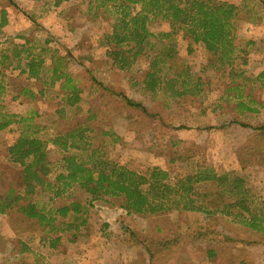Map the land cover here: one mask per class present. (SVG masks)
Here are the masks:
<instances>
[{
    "label": "rangeland",
    "instance_id": "374dc122",
    "mask_svg": "<svg viewBox=\"0 0 264 264\" xmlns=\"http://www.w3.org/2000/svg\"><path fill=\"white\" fill-rule=\"evenodd\" d=\"M221 1L234 2L238 6L235 42L239 50L248 49L247 62L243 63V52L239 51L240 57L234 61L236 71L230 75L231 66H223L217 60V54L207 50L204 43H195L186 31L176 29L173 34L179 54L176 62L183 61L204 84L195 97L172 98L162 92L152 95L140 83L147 69L145 59H139L129 70L114 67L102 44L103 35L109 28L107 17L88 14L87 0H70L59 6L54 0H0V18L4 10L8 20L3 36L17 38L20 42L28 38L38 45L50 39L49 46L66 56L68 71L85 89L80 104L65 107L63 112H58L63 105L57 95V86L48 89L46 96L35 103L13 101L8 95L5 97L8 109L24 114L37 108L41 116L36 120L43 126L40 135L45 138L64 132L94 114L90 124L97 133H110L99 137V141L104 139L110 156L143 172L168 162L172 137L187 140L183 144L186 150L193 145L199 146L200 160L211 163L218 171L234 170L245 175L252 191L264 198V128L260 127L264 124V0ZM148 27L154 34L172 31L169 22L162 19H151ZM249 40L253 43L247 45ZM260 59L259 65L257 60ZM47 63L51 64L50 57ZM22 77L26 79L27 75ZM235 82L242 86L240 98L231 89ZM43 87L40 82L36 84V89ZM110 90L141 103L147 112L128 106L122 96L112 95ZM247 95L253 96L259 112L240 111L237 107ZM17 135L16 125L0 132V167L9 171V178L14 171L10 170L12 164L6 160L5 153L7 145ZM49 152L55 164L58 148L50 143ZM35 199L42 204L48 195L40 193ZM87 199L85 193L73 197L83 205L88 204ZM121 203V198H109L108 202L95 200L93 205L99 208L88 207L86 214L95 225L110 219L122 227L116 228L117 236L108 240L110 261L120 252L122 261L119 264H128L129 256L135 257L132 260L135 264H179V254L185 250L194 259L191 264H264L263 233L224 214L171 211L148 219L127 215ZM16 219L24 232L8 233V228H2L3 221L0 222V264H49L53 251L39 238L50 241L49 236L59 234L67 238L73 233L72 229L61 225L60 233L49 231L46 234L48 228H45L43 234V227L37 220ZM204 222L213 224L212 227L226 238L224 244L218 246L217 259L211 263L207 258L204 260V244L191 239L197 226ZM187 225L192 227L191 237ZM130 228L136 229V234L132 235L128 231ZM120 230L125 232L123 236L118 233ZM110 231L114 233V227ZM32 232L37 233L36 237L35 234L30 237ZM20 237L29 242L23 255L17 253L23 248L18 243ZM141 239L145 240L142 242ZM10 240L16 242V246L12 244V251L6 252L3 245ZM175 240H179L178 244ZM146 247L151 251L148 252Z\"/></svg>",
    "mask_w": 264,
    "mask_h": 264
},
{
    "label": "trees",
    "instance_id": "16d2710c",
    "mask_svg": "<svg viewBox=\"0 0 264 264\" xmlns=\"http://www.w3.org/2000/svg\"><path fill=\"white\" fill-rule=\"evenodd\" d=\"M70 0H54L56 6ZM88 14L107 17L109 28L103 35L102 44L118 70H129L139 59H145L147 69L141 84L152 95L167 93L172 98L195 97L203 89L201 77H195L190 67L176 62L177 42L174 30H184L195 43L202 42L206 49L217 54V60L231 66L243 52L242 61L247 62L248 49H238L236 44L238 6L221 0H87ZM151 19H162L171 25L172 31L154 34L148 25ZM7 12L0 18V132L16 125L18 135L6 148V160L14 171L0 167V215L11 214L16 228L23 230L16 217L37 220L47 232L60 233V226L68 218L73 221L87 219L93 201L108 202L109 198H121V207L127 215L151 218L166 213L189 211L207 215L224 214L246 227L264 235V198L254 193L245 175L234 170L218 171L211 163L198 158L199 146L187 150V140L171 138V156L165 165H156L146 171H138L113 159L105 145L108 131L97 133L90 124L95 115L71 125L64 132L50 138L40 135V117L33 107L24 114L10 111L5 97L13 101L35 103L46 96L47 90L58 87L57 95L65 107H77L83 99L84 88L68 71L66 56L59 54L46 39L38 45L28 38L24 42L3 36ZM22 37V36H20ZM151 38L155 39L154 41ZM249 42V43H248ZM253 43L247 41L246 44ZM245 44V45H246ZM51 58V64L47 58ZM262 63V59L257 60ZM26 74L27 78L23 79ZM42 83L43 88L36 89ZM233 82V81H232ZM101 86V85H100ZM229 88V87H228ZM105 90H108L106 87ZM230 89V88H229ZM235 95L241 94L242 86L234 83ZM112 95L122 96L132 108L147 112L141 103L125 94L110 90ZM241 95L239 96V98ZM252 95L239 101L240 111L259 112ZM243 125V124H242ZM264 128V124L260 126ZM58 148V160L50 159L49 144ZM181 147V151H180ZM16 168V169H15ZM17 170V171H16ZM19 174V175H18ZM5 175V176H4ZM19 176V180L16 176ZM40 193L48 199L41 204L36 200ZM79 193L90 199L89 208L79 200ZM49 208H48V206ZM71 221V220H68ZM58 223V224H57ZM59 225V226H58ZM213 224L204 222L197 226L191 237L206 247L209 261L218 256V246L226 238ZM130 228V233L136 234ZM49 236V235H47ZM226 236V235H225ZM41 237V236H40ZM50 238L55 246L58 238ZM45 239L44 237H41ZM145 239H141L143 242ZM179 240H175L178 244ZM170 242H168L169 244ZM147 251L151 249L146 247Z\"/></svg>",
    "mask_w": 264,
    "mask_h": 264
},
{
    "label": "crops",
    "instance_id": "0c3cea01",
    "mask_svg": "<svg viewBox=\"0 0 264 264\" xmlns=\"http://www.w3.org/2000/svg\"><path fill=\"white\" fill-rule=\"evenodd\" d=\"M257 64H259V62H257ZM87 202L88 204L86 203L85 206L90 207V199H87ZM94 208L98 209L99 207L98 205H95ZM1 221H3L2 228H8V233L9 231H12L13 233L24 232V230H19L16 228L15 218L11 214H1L0 222ZM113 227L114 233L116 228H122L120 225H118V222L110 219L99 221L98 225H95V222L92 223V221L88 218L82 224L80 221L71 220L63 223V228H68L70 230L72 229L73 233L71 236L69 235L67 238L63 236L58 238L55 242V246H51L50 242L43 238H39V240L43 245L45 244V246L49 247L50 250L53 251V254L51 255L52 260H50L49 264H119V261L120 263L122 261L120 260V252L113 255L112 261H110L107 256L108 251L111 250V247H107L110 243L108 240L112 239L114 236H117L116 233L114 234L110 231ZM118 233L120 236H123V233L125 232L123 231L122 233L120 230ZM33 234H35L34 236L36 237V232H32L30 237H32ZM18 243L21 244L23 248H20L17 253L19 255H23L24 252L22 251L24 248L27 249V244H29V242H26L20 237ZM12 244L16 246V242L13 240L6 241V243L3 245V250L5 249L6 252H11L13 247L10 249V246ZM204 251V260L207 258V261L211 263V261L208 259L206 249H204ZM191 256L192 255L188 254L185 250H182V252L179 254V264H191L192 260H194ZM128 258L130 260L128 264H135L132 261L135 258L134 256H129Z\"/></svg>",
    "mask_w": 264,
    "mask_h": 264
}]
</instances>
